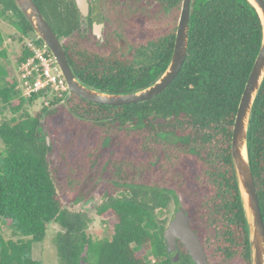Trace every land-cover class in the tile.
<instances>
[{
	"label": "trees",
	"instance_id": "16d2710c",
	"mask_svg": "<svg viewBox=\"0 0 264 264\" xmlns=\"http://www.w3.org/2000/svg\"><path fill=\"white\" fill-rule=\"evenodd\" d=\"M33 2L87 87L135 92L152 84L169 62L174 28L152 27L128 57L110 58L77 48L72 0ZM167 3L179 12L181 0ZM0 8V17L22 38L36 39L13 0H0ZM160 14L155 5L144 17L155 22ZM261 31L246 0H193L179 74L155 98L125 106L96 105L71 94L31 115L24 106L37 96L21 98L13 69H0V103L12 115L0 123V264H42L32 248L43 241L48 223L62 230L54 237L59 264H147L148 256L151 264H192L181 244L180 260L168 258L163 232L170 205L187 212L208 264H250L230 146ZM1 45L0 36L5 59ZM28 56L23 45L15 62ZM247 151L264 223V80L250 112ZM93 192L100 196L96 214L108 222L110 239H92L86 214L65 206ZM2 227L15 239L6 240Z\"/></svg>",
	"mask_w": 264,
	"mask_h": 264
},
{
	"label": "water",
	"instance_id": "95a60500",
	"mask_svg": "<svg viewBox=\"0 0 264 264\" xmlns=\"http://www.w3.org/2000/svg\"><path fill=\"white\" fill-rule=\"evenodd\" d=\"M31 26L35 37L52 53L71 94L101 106H125L149 101L161 94L177 77L186 58L189 19L193 0H183L169 62L160 76L149 86L131 93H109L83 85L75 77L60 40L33 0H13ZM256 11L261 24V42L238 104L231 136V159L249 236L250 264H264V223L255 190L247 151L250 112L264 80V0H246ZM83 16L87 15L86 0H75ZM88 204V202H87ZM163 240L171 262L180 260L178 242L186 249L194 264H208L201 242L191 229L187 212L179 207L169 220Z\"/></svg>",
	"mask_w": 264,
	"mask_h": 264
},
{
	"label": "flooded vegetation",
	"instance_id": "af4514ba",
	"mask_svg": "<svg viewBox=\"0 0 264 264\" xmlns=\"http://www.w3.org/2000/svg\"><path fill=\"white\" fill-rule=\"evenodd\" d=\"M72 1L77 13L74 29L77 48L97 49L98 53H106L110 58L123 59L128 57L131 47L144 44L152 27L166 32L174 28L176 32L183 0L178 13L176 5L167 3L173 0H163V4L157 2L159 0H86V16L82 15L75 0ZM155 5L161 12L157 21L145 19L146 8ZM58 39L62 45V39Z\"/></svg>",
	"mask_w": 264,
	"mask_h": 264
},
{
	"label": "rangeland",
	"instance_id": "374dc122",
	"mask_svg": "<svg viewBox=\"0 0 264 264\" xmlns=\"http://www.w3.org/2000/svg\"><path fill=\"white\" fill-rule=\"evenodd\" d=\"M1 11V8H0ZM0 36L2 38V45L6 51V58H0V69L6 71L10 70L13 63L16 61V58L21 50V46L24 45V42L28 38H22L19 30L11 24V22L0 17ZM23 44V45H22ZM43 107H45L41 100L33 101L30 104H25L24 108L31 115L39 112ZM11 113L7 106L0 103V123L4 120H8L11 117ZM2 149V144L0 141V150ZM88 202V204H87ZM101 204L100 196L98 193H90L89 198H86L82 203L74 207H68L69 205L65 204L69 211L75 212H84L89 219L88 225V235L96 239H110L111 230L108 225V222L96 214V208ZM178 206L170 205L168 211L164 216L167 217V220L172 218L174 212H176ZM167 222V223H168ZM62 231L57 225L53 223H48L46 225L45 237L41 243H36L33 245V258L37 261H40L42 264H59L56 249L54 246V237L55 235ZM3 237L8 239H15L11 231L5 227H2ZM147 264H151L153 260L150 256L146 258Z\"/></svg>",
	"mask_w": 264,
	"mask_h": 264
},
{
	"label": "built area",
	"instance_id": "2783aa9c",
	"mask_svg": "<svg viewBox=\"0 0 264 264\" xmlns=\"http://www.w3.org/2000/svg\"><path fill=\"white\" fill-rule=\"evenodd\" d=\"M36 39L28 38L24 42L30 56L12 65L15 90L25 99L36 95V100H41L47 107L55 98L67 95L68 88L52 53Z\"/></svg>",
	"mask_w": 264,
	"mask_h": 264
}]
</instances>
